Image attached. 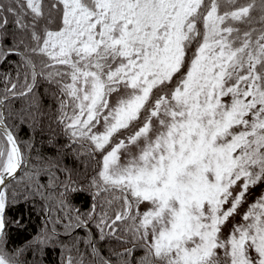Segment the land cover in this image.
<instances>
[{"label":"snow or ice","instance_id":"1","mask_svg":"<svg viewBox=\"0 0 264 264\" xmlns=\"http://www.w3.org/2000/svg\"><path fill=\"white\" fill-rule=\"evenodd\" d=\"M0 264H264V0H0Z\"/></svg>","mask_w":264,"mask_h":264},{"label":"trees","instance_id":"2","mask_svg":"<svg viewBox=\"0 0 264 264\" xmlns=\"http://www.w3.org/2000/svg\"><path fill=\"white\" fill-rule=\"evenodd\" d=\"M16 211L23 212V211H24L23 206H21V207H20L18 210H16ZM16 211H13V212L11 213V215H16ZM20 238H23V234L20 235Z\"/></svg>","mask_w":264,"mask_h":264}]
</instances>
